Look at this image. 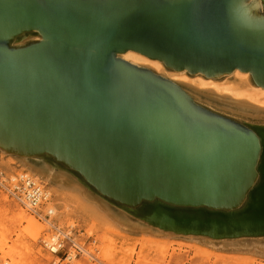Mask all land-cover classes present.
Masks as SVG:
<instances>
[{
    "label": "water",
    "instance_id": "obj_1",
    "mask_svg": "<svg viewBox=\"0 0 264 264\" xmlns=\"http://www.w3.org/2000/svg\"><path fill=\"white\" fill-rule=\"evenodd\" d=\"M237 1L0 0V32H18L10 49L0 46L3 122L79 157L123 197L140 192L139 183L162 201L158 191L232 195L217 133L247 126L196 108L172 82L116 55L132 49L206 76L240 69L264 87V38L237 27ZM21 31L46 41L12 46ZM4 128L0 122L2 141Z\"/></svg>",
    "mask_w": 264,
    "mask_h": 264
},
{
    "label": "bare ground",
    "instance_id": "obj_2",
    "mask_svg": "<svg viewBox=\"0 0 264 264\" xmlns=\"http://www.w3.org/2000/svg\"><path fill=\"white\" fill-rule=\"evenodd\" d=\"M232 14V18L239 29L243 28L251 32H259L260 34L256 38H264V0H239L234 5ZM2 28L3 31L0 32V46L8 50L11 47V38L18 32H13L9 26H4ZM28 32L30 31H21L19 33H21L20 35H24ZM248 35L253 37L252 34L248 33ZM38 40L46 41V38H41L39 36ZM116 56L130 65L142 70L144 69L145 71H151L153 75L157 76L165 83L172 82L185 99H188L193 106L199 108L195 98L183 87H194L186 73L206 76L205 74L201 72L192 73L188 68H169L165 60L152 58L132 49L117 54ZM232 73H238L244 83H248L253 79L251 72L242 71L240 69H235L230 73H217L212 76L207 75V78H202L211 84L214 82L213 78H219ZM214 87L218 92L231 96L233 95L230 99L234 104L243 106L251 112L259 113L264 107V102L260 101V97L264 96V87L261 85H257L253 93L247 94L238 92L234 88H220L217 87V85H214ZM199 90L202 91L203 89L199 88ZM242 96L247 97L246 100H243ZM203 111L206 112V110ZM209 113L210 112H208V114ZM3 119L6 120L4 115L0 112V122L5 126L4 129L7 133L4 141L0 139V151L22 157L25 160L39 158L42 155L54 156L53 158L56 160L57 164L59 163L62 165L61 168L63 171L70 172L71 170L80 172L84 176H81V178L85 183L83 184L81 179L76 180L78 182L74 187L77 192L76 196L79 197V200L83 203L84 209L93 217L97 218L103 226L109 227L113 225L111 220L114 218V215L110 213L112 212L111 208L102 199L119 206L125 211L150 201L154 203L144 208L142 217L139 215L144 221V224L147 225L146 227L148 230L167 232L173 235L195 236L213 242L217 240L221 241L223 245L240 243L259 244L264 251V127H259L257 131H254L249 130L250 128L247 129L248 127L244 128L241 126L235 129L236 131L231 130V132H229L230 135H226L223 131L217 133L219 140L215 146H218L215 152L219 154L220 159L218 163L222 164L225 168L221 178L224 177L227 180L231 177L228 181L229 187H234L232 195L228 194L221 199H214L211 197L201 199L202 197L194 198L198 195L189 198L188 195H178V193L169 191H158L161 193L160 195L165 196L167 199V201H162L152 196L154 189L151 188V185H142L143 183L138 184L141 185L138 188L140 192L129 193L128 197L121 196L114 192L111 187L100 178L94 168L88 163L83 162L79 157L77 158L80 162L65 151H62V148L54 146L53 144L55 143L52 141H42L32 136L26 139L24 137L26 136L24 129L19 128L10 119H7V123L3 122ZM223 127H225L224 124ZM29 147L39 149V152H34L37 150H31ZM26 148L30 149V151ZM43 149L46 150L45 153L41 151ZM259 157L260 159L258 162ZM37 160L38 159H35V161ZM260 161H262V163L259 168ZM222 166L219 165V172H221L220 169H222ZM259 169L263 175V183L261 186L255 187ZM55 170L56 168L50 169L51 175ZM24 172L25 174H21L20 177L26 176L29 180L39 184L43 188V192L46 191L44 189L48 190L46 193L50 196V199L49 201L45 200L42 203L43 205H41L43 209L52 208V213L54 214L51 215L46 223H49L52 227H60L56 222L58 213L57 205L53 202V191L43 185L42 178L35 175L32 171ZM19 173L21 172L12 173L7 176L13 178L14 175ZM55 177L56 176H54V178ZM0 183L6 185L4 180L1 179ZM6 187H8V185H6ZM91 190L96 193L99 198L93 199L90 195ZM249 193L251 194L248 200L247 197ZM112 197L120 202H115ZM143 197L145 198L141 199ZM246 200H248L247 205L245 204ZM242 205H246L245 208L242 211H238ZM21 217L25 218L24 215ZM116 220L117 217L115 216L114 221L116 222ZM26 228L35 238L39 237L42 232L51 231V227L38 224L37 221L34 220L29 222ZM97 253L96 256H98Z\"/></svg>",
    "mask_w": 264,
    "mask_h": 264
},
{
    "label": "rangeland",
    "instance_id": "obj_3",
    "mask_svg": "<svg viewBox=\"0 0 264 264\" xmlns=\"http://www.w3.org/2000/svg\"><path fill=\"white\" fill-rule=\"evenodd\" d=\"M38 39L37 33L28 32L15 37L11 45L25 46ZM186 74L194 87L184 86L183 88L195 98L199 105L230 117L254 131H257L259 127H264L263 106L259 113L251 112L243 106L234 104L230 99L233 95L218 92L214 87L217 85L220 88H234L243 94L253 93L257 86L253 79L244 83L238 73H232L213 78L214 82L210 84L203 80L207 78L204 75ZM199 88L203 90L200 91ZM242 97L243 100L247 98ZM260 101L264 102V96L260 97ZM35 159L38 160L35 161ZM261 163L262 161H260L259 168ZM50 167L56 168L52 175ZM61 167L62 165L57 164L56 160L48 155L25 160L22 157L0 151V173L9 175L32 171L42 178L43 185L53 191V201L57 205L58 213L56 222L61 229L65 230L68 225L77 223L85 227L88 234L97 236L99 245L97 263L82 258L73 263L60 262L58 264H264V251L259 244L223 245L217 240L213 242L195 236L148 230L141 217L144 208L154 202H145L125 211L101 198L111 208L113 213H110L114 215L112 216L117 217L116 222L112 218L113 225L103 226L97 218L84 209L83 203L76 196L77 192L74 187L78 184L77 179L82 180L81 176L71 170L70 172L63 171ZM82 181L84 184L85 181ZM262 183L263 175L259 169L255 187L261 186ZM91 191L90 195L93 199L99 198ZM250 194L247 197L248 200ZM248 200L245 202L246 205ZM246 205H242L238 211H242ZM22 215L25 218H22ZM33 220L38 224L51 227V231L42 232L39 237L35 238L26 228ZM55 231V227L38 220L0 189V264H56V257L41 244L42 239Z\"/></svg>",
    "mask_w": 264,
    "mask_h": 264
},
{
    "label": "built area",
    "instance_id": "obj_4",
    "mask_svg": "<svg viewBox=\"0 0 264 264\" xmlns=\"http://www.w3.org/2000/svg\"><path fill=\"white\" fill-rule=\"evenodd\" d=\"M21 174H25V172L22 171L16 174L18 176L14 175L13 178L0 173V179L8 185L6 187L0 183V189L31 212L38 220L48 221L54 214L52 208H42V203L50 199L46 193L48 190L44 189L46 191L43 192V188L39 184L29 180L26 176L20 177ZM55 228L56 231L42 239L41 244L43 248L56 257V264L60 262L73 263L82 258L91 262H98L96 253L99 251V245L96 235L88 234L86 228L77 223L68 225L65 230L60 227Z\"/></svg>",
    "mask_w": 264,
    "mask_h": 264
}]
</instances>
